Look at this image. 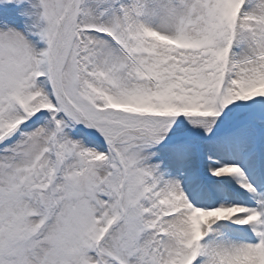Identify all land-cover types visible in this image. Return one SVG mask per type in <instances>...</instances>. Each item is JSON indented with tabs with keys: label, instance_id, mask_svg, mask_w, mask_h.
Returning a JSON list of instances; mask_svg holds the SVG:
<instances>
[{
	"label": "snow or ice",
	"instance_id": "snow-or-ice-1",
	"mask_svg": "<svg viewBox=\"0 0 264 264\" xmlns=\"http://www.w3.org/2000/svg\"><path fill=\"white\" fill-rule=\"evenodd\" d=\"M0 264H264V0H0Z\"/></svg>",
	"mask_w": 264,
	"mask_h": 264
}]
</instances>
